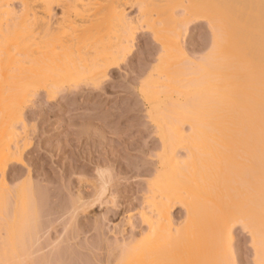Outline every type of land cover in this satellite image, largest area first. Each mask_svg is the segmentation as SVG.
Segmentation results:
<instances>
[{
  "label": "rangeland",
  "instance_id": "1",
  "mask_svg": "<svg viewBox=\"0 0 264 264\" xmlns=\"http://www.w3.org/2000/svg\"><path fill=\"white\" fill-rule=\"evenodd\" d=\"M46 2L0 0V264H264V0Z\"/></svg>",
  "mask_w": 264,
  "mask_h": 264
},
{
  "label": "bare ground",
  "instance_id": "2",
  "mask_svg": "<svg viewBox=\"0 0 264 264\" xmlns=\"http://www.w3.org/2000/svg\"><path fill=\"white\" fill-rule=\"evenodd\" d=\"M43 2L45 3V5L47 6L48 5V3L46 2V0H43ZM58 6L60 7V8H64V6H65V3L64 2H62V3H58ZM46 11H47V17L41 22V24H40V29L44 32V33H51V32H53L52 30L54 29V20H53V16H54V12H53V10H52V7L49 5V7H47L46 8ZM120 11H121V9H120ZM123 11L124 10H122V12H120L119 14V23H121V26L126 30V28H127V30H128V32H129V37H130V39L129 40H131L132 42H133V40L135 39L134 38V33H135V31L133 30V19H131V18H128L127 16H126V13H123ZM118 12V11H117ZM177 26H180V27H182L183 28V25L182 24H179V25H177ZM174 29H176L177 30V28H176V26H175V28ZM185 48H187V47H185ZM185 48H182V52L185 54V55H187L188 54V48L187 49H185ZM190 50V49H189ZM192 51H190L189 52V54H188V57L187 58H189V56H190V53H191ZM132 55H133V53H132ZM146 58H147V56H145ZM143 60H145V58L143 57ZM142 60V61H143ZM189 60V59H188ZM145 61H147L148 62V60L146 59ZM141 62L142 63V65L141 64H138L139 65V67H140V69H139V67L137 68V70H138V73L140 72H143L146 68V66H147V62ZM64 64V63H63ZM60 66H61V69H62V67H65V66H63L62 65V62H61V64H59ZM66 65V64H65ZM141 65V66H140ZM59 66V67H60ZM264 120V119H263ZM264 122V121H263ZM255 128H257V132H256V135H257V137H256V139H257V143H260V144H258L259 146H261V143H263V145H262V149L264 148V125H259L258 127L256 126ZM255 139V140H256ZM260 150V149H259ZM262 151V150H261ZM263 153V152H262ZM259 164V163H258ZM262 167V166H261ZM259 170V169H258ZM261 171V170H260ZM263 173V172H262ZM260 174V173H259ZM260 177V176H259ZM262 177V176H261ZM264 196V195H263ZM262 197V196H261ZM263 203V202H262ZM262 208V209H261ZM261 208L259 209V211L260 210H264L263 208L264 207H262L261 206ZM260 213V212H259ZM264 214H263V212H262V215H261V221L259 222L260 223V225H259V223H258V225L261 227V230L259 229V232L261 231V232H263V234H261V233H259V234H261L260 236H264V216H263ZM263 238V237H262ZM264 239V238H263ZM264 244V243H263ZM260 245H262V244H260ZM262 247V246H261ZM142 258V257H141ZM262 260H263V258H262ZM264 261V260H263ZM261 263V262H260ZM264 263V262H263Z\"/></svg>",
  "mask_w": 264,
  "mask_h": 264
}]
</instances>
